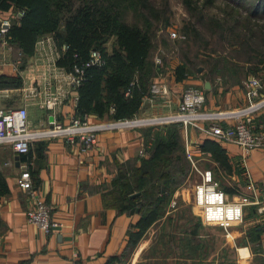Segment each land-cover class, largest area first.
<instances>
[{
	"label": "trees",
	"instance_id": "trees-1",
	"mask_svg": "<svg viewBox=\"0 0 264 264\" xmlns=\"http://www.w3.org/2000/svg\"><path fill=\"white\" fill-rule=\"evenodd\" d=\"M224 1L229 5L230 11H224L221 17L193 8V16L198 23L209 26L208 24L215 21L218 24L213 29L209 28L213 37L214 54L209 53L206 58L215 75L211 77L203 71L200 76L213 83L219 74L222 83L241 85L244 78L251 74L256 75L260 70L264 71V21H261L264 18V0H253L250 3L248 0ZM126 5V0H0V10H23L21 16L11 20V26L5 33L14 57L19 61V69L24 67L29 56L34 53L37 39L48 32L52 33L58 46L64 42L69 43V48L64 50L56 61L59 66L67 69L73 62L87 59L91 48H100L105 62L100 66H88L86 75L77 89L78 100L74 106V114L81 119L85 114L88 117H107L113 120L135 117L142 107L143 97L151 92V83L161 74L162 65L151 59L154 33L150 21L144 18L145 25L140 27L119 20L121 8ZM239 6H245V16L238 12ZM138 7L143 9L141 14L153 10L149 0H140ZM231 12H234V15H231ZM184 29L190 37L202 39L194 23L186 22ZM112 35L116 36V39L108 50L106 43ZM224 47H228L225 52ZM192 63L194 62L187 58L179 59L173 64L171 74L175 80L185 79L190 70L196 69L197 66H190ZM21 82L20 75H0V86H20ZM196 86L204 88L206 101L209 88H205L203 84ZM111 107H114L113 111ZM183 128V122L180 120L159 126H142V153L133 159L117 163L110 183L103 186L105 205L116 208L120 213H139L134 229L128 232L126 249L129 252L136 247L149 225L165 217L163 224L167 234L162 236L163 241L166 240L170 247H179L178 243L185 240L189 250L177 251L179 255L199 253L200 241L195 237L200 234V217L197 216L193 226L190 229L185 227V232L181 234L174 226L177 215L167 214L173 188L185 179L190 169L182 139ZM39 143L36 149L38 154H42L39 149L41 150L43 143ZM198 148L217 162L210 168L217 180L219 171L231 177L230 158L218 139L203 138ZM20 157L27 162L30 177L37 188L39 181L36 178V170L32 168V147L30 146L28 152L20 153ZM240 171L236 165L234 172L241 174ZM241 182L243 184L245 180ZM219 187L229 193L240 192L237 183L221 186L219 182ZM7 188L0 171V193L7 191ZM257 226L259 225L251 227L248 231H258ZM185 235L189 237L185 239ZM205 248L203 245V250ZM172 254L174 253H170ZM175 262L173 263L181 264L179 259ZM218 264L226 262L220 261Z\"/></svg>",
	"mask_w": 264,
	"mask_h": 264
},
{
	"label": "crops",
	"instance_id": "crops-1",
	"mask_svg": "<svg viewBox=\"0 0 264 264\" xmlns=\"http://www.w3.org/2000/svg\"><path fill=\"white\" fill-rule=\"evenodd\" d=\"M12 13L13 9L0 10V17L11 16ZM41 56L35 49L24 67L19 69V61L14 57L11 45L4 46L0 42V75H20L22 80L20 86H0V107L26 104V107L32 108L33 114L28 118L31 131L48 129L49 115L53 112V109L42 107L38 103L34 108L32 105L36 104L34 97L29 95L32 85L42 89L45 84ZM171 73L170 68L167 72L168 76L160 74L159 78L158 76L155 78L166 80L170 90L169 96L171 94L169 105L171 102L175 105L179 104L180 94L188 84L202 85L205 81L200 75L193 76L190 72L185 79L175 80ZM250 77L247 81H242L241 85L237 83L228 85L221 83L220 80L210 83L211 87L206 92L205 110L206 108L222 112L238 110L258 100L264 94V86L259 88L258 95L251 100L247 94ZM51 81L50 89L52 90L57 84L63 88L69 86L66 81L61 83L55 79ZM70 95L72 91H69V95L54 110L55 116L62 123H65L67 116L74 111ZM152 111L140 109L139 112L144 115L152 114ZM137 116L139 115L136 114L135 118ZM159 118L165 117L155 119ZM253 118L257 123H264L262 119L264 106L253 112ZM88 119L105 124L98 131L96 143L92 147L85 148L78 139L69 141L61 134L41 133L30 141L33 153L31 160L33 164H31L36 170V178L39 181L38 193L51 205L53 219L58 222L49 234H45L35 224L27 221L25 212L31 205V198L25 189L18 186L16 179L24 160L21 159L20 153H17L9 144L0 143V171L8 187L7 191L0 193V264L138 263L143 249L142 246L139 249L138 245L143 237L139 239L133 251L129 252L126 245L129 240L128 232L134 229L139 213H120L116 208L105 205L102 192L104 184H109L112 175L116 172L117 163L137 157L143 149L142 125L131 124L128 118L113 120L89 116ZM185 132L188 139L187 146L192 150L194 157L210 158L208 154L201 152L198 145L203 138L214 137L204 135L193 126L192 128L187 126ZM218 141L230 158L232 164L230 178L233 184L237 183L238 191H240L232 193L226 191L228 198L238 199L245 192V183L248 179L243 173L244 169L250 173L260 193L264 194V146L252 149L243 162L241 149L237 144L219 139ZM39 142L43 143L41 150L39 149L42 154H38L36 149ZM16 154H19L18 158L15 157ZM211 161L213 164L207 162L204 169L212 168L217 163L212 159ZM236 165L240 168L241 174L234 172ZM243 180L245 183L242 184ZM198 216L200 217L201 213ZM244 216V228L238 231L233 230L228 236L221 233L219 238L221 242L219 241V245L216 244L217 247L214 244L215 238H218L216 233H209L208 238L206 234L196 235L195 239L200 241L198 244L200 249H203V245L209 247V241H213V248L221 252L220 258L215 257L216 253L214 259L212 258L216 264L220 261H225L226 264L240 262L241 264L246 262L264 264V220H254L258 212L251 204L244 205ZM255 225H259L258 231H248ZM178 245L181 249L180 242Z\"/></svg>",
	"mask_w": 264,
	"mask_h": 264
},
{
	"label": "built area",
	"instance_id": "built-area-1",
	"mask_svg": "<svg viewBox=\"0 0 264 264\" xmlns=\"http://www.w3.org/2000/svg\"><path fill=\"white\" fill-rule=\"evenodd\" d=\"M22 14L23 10H17L11 16L0 17V39L4 46L10 47L5 38V33L11 26V20ZM168 35L172 37L179 36L174 29L169 30ZM68 48V42L58 46L50 32L40 36L35 43V49L43 57L42 67L44 69L43 79L45 84L42 89L32 85L29 89V95L34 97L35 102L40 106L53 109L52 118L48 119L49 128L41 131L30 130L26 104L7 108L0 107V143L9 144L17 153H26L30 148L31 139L43 133L46 135L61 134L69 141L78 139L85 148L95 145L97 133L105 124L90 122L87 114L81 119L74 114V111L67 116L66 122L62 123L55 116L54 110L69 95V91H72V95L69 97L70 102L73 107L76 105L78 100L77 89L86 75V68L88 66H100L105 62V57L100 48L93 47L89 50L87 59L82 60V62L75 61L67 69L59 66L56 61L61 53ZM157 59L160 64L162 58L157 56ZM52 79H55L58 83L66 81L69 86L63 88L60 84H57L56 88L52 90L50 89ZM261 86L259 79L253 76L249 78L247 94L251 100L258 95ZM169 93L170 90L165 81H153L151 97L159 95L168 98ZM166 101L169 102L170 99L168 98ZM204 101V88L190 84L181 93L177 113H171L166 118L180 120L186 127L189 125L194 126L206 136L210 135L221 141L237 144L241 149L243 162L252 149L264 146V123H257L253 118V112L264 106V94L246 107L224 112L202 110ZM111 110L113 111L114 107H111ZM229 117L232 120H229ZM154 121L151 123H154ZM142 151L143 149L140 150V153ZM186 157H188L192 167L201 175V180L195 184L194 204L201 209L203 223L220 225L226 231L225 236L231 235L229 228L232 224L243 222L244 205L247 204L254 205L258 212V216L254 220H264V194L257 189V185L250 177L247 169L243 170L248 179L245 183V192L238 199L230 200L227 192L219 187V182L212 174L211 169L198 168L197 158L194 157L188 146L186 147ZM21 165V170L16 179L18 186L25 189L31 198V205L25 212L27 221L35 224L45 234H49L53 226L58 223L53 219L52 207L39 195L37 188L34 187L27 162L24 161Z\"/></svg>",
	"mask_w": 264,
	"mask_h": 264
},
{
	"label": "rangeland",
	"instance_id": "rangeland-1",
	"mask_svg": "<svg viewBox=\"0 0 264 264\" xmlns=\"http://www.w3.org/2000/svg\"><path fill=\"white\" fill-rule=\"evenodd\" d=\"M126 1H127V5L122 6L121 12L119 15V20H124L130 25L135 24L140 27H144L145 25L144 18H147L150 21L151 30L154 33L153 46L150 52L151 59H153L156 64H159L157 56L162 58V62L160 61L161 62L160 64L163 67L161 74H165L166 76L167 72L170 71L171 66L175 64L176 62H178L179 59L187 60V58H189L192 62H194L192 63L193 65L191 64L190 66L191 67L197 66L196 69L193 68V70H190V73L193 76L200 75L201 72L203 71L206 72V74H209V76L211 77L215 75V74L213 75L214 70L211 68L210 63L206 61V58L209 53L214 54L212 52L213 37H212V34H210L209 28L213 29L214 27H217L218 24L215 21L210 24H208V22L206 21V23L209 26H207L206 24L198 23V21L196 20V17L193 16V13H194L193 8L196 7L197 11L200 10L203 13L204 12L213 13L214 15L221 17L224 11H230V8L227 2H225L224 0H212V2H206V0H149L150 4L153 7V10L151 9V11L146 12V14L145 12L144 14H141V11H143V9L141 7H138V3L140 0H126ZM251 1L253 0H248V3H250ZM238 12L242 16H245L247 14V10L245 6H239ZM231 15H234V12H231ZM261 21H264V18H262ZM186 22L194 23L196 28L200 31L201 38H202L201 40H197V39H194V37H190V34L188 33V31L186 32L184 29V25L186 24ZM171 29L176 30L179 36L172 37L168 35V32ZM115 39H116V36L112 35V37H110V39L107 41L106 46L108 50L111 49V45ZM223 49L225 52V50H227L228 47H224ZM249 76H253L259 79V82L261 83V85L264 86V71L263 70H260L258 74L256 75L251 74ZM159 77L160 76H158L157 78ZM166 79L168 80V78ZM155 80L166 82V80H160V79H155ZM216 80L218 81L220 80L221 82V76L219 74L216 75V78L213 81L216 83ZM243 81H247V78H244ZM168 98L169 99L171 98V94L170 96H168ZM168 98H166L165 96H159V95L151 97V92L149 94H146V96L143 97L142 103L144 100L146 102L144 101L141 109L143 111L153 110L155 112L153 113L152 111V114L148 113L144 115H141L142 112H138L139 116H137L136 118L133 117L128 120L131 121V120H136L139 118L148 119V121L138 122L139 125H142V126H149V125H156V124L157 126H159V125H164L166 123H169L175 120V119L169 120L166 117L171 115V113H177V111L179 110V107H178L179 104L175 105V103L171 102L172 106L169 105V102L166 101V99ZM204 103L201 108L202 110H205ZM32 105L35 108L37 103L32 104ZM27 108L29 112L28 113L29 114L28 118H29V116L33 114V110L32 108L29 109L28 106ZM215 111L220 112V110H213V112ZM158 115H160L161 117L163 116L165 118L158 119V120L155 119L156 118L155 116H158ZM104 118L106 119L107 117H104ZM228 119L232 120L231 117H229ZM154 120H157V121H154ZM153 121L154 123H151ZM183 126L184 128H183L182 139L184 140V143H185V154H186V147L188 144V139L186 136L185 128L187 129V127L184 124ZM189 127L192 128L191 125H189L188 128ZM207 162H209L210 164H213V162L211 161L209 157H201L199 159L197 158L198 168L204 169V166L207 164ZM217 174L216 175L219 178L218 182L221 183V186L226 185V184L228 185L233 184L232 179L229 178L227 174H224L223 172H220V171ZM200 180H201V175L192 167L191 162H190V169L187 172L185 179L180 184L176 185L173 188L172 195L170 198V203L167 206V214L172 215V216L177 215V219L175 218L174 220L176 222L174 226L175 228H177L178 232L181 234L185 232L184 231L185 227H188L190 229L193 226V222H195V220L197 219V216L199 215V213H201V209L197 205L194 204L195 203L194 201L195 184L198 183ZM164 220H165V217H163V220L159 219L155 223L149 225L147 227V230L141 236L143 238L140 241L138 246H139V249H140V246H142L143 249H142L140 256L138 255L139 261L136 264H167L168 262H171L172 264H174L176 263L175 261L178 259L180 260L181 264H216L213 261L214 254L216 253L215 257L219 256L220 258V256H222L219 250L218 252L217 249L213 248L214 244L217 247V245H219V243L221 242L219 239L221 238V233H226L225 229H223L222 227L218 226L217 224H212V223L205 224L203 223L201 219L202 225L199 226L200 234H206L205 236L208 238L210 235L209 233H212V234L216 233L218 238L217 237L215 238V243L212 244L213 241H209L210 245L209 247L208 245L206 247L207 253L205 250L200 249L198 254H196V252L194 253L192 252V255H187L185 253L179 255L177 251H180L182 249H184V251L189 250L188 246L185 245L184 243L185 240L180 241L181 249H179L178 246L175 247V245H172V247H170V245L167 243L166 240L163 241L164 238L162 236H166L167 234L166 233L167 230L163 224L165 223ZM243 222L234 224V225L232 224V227L229 228V230H231V232H233V230L234 231L242 230L241 228H244ZM189 229H187L188 232L190 231ZM186 237H189V235H185V239ZM170 253H174V254L170 255ZM168 254L170 256H168ZM239 264H241V262ZM245 264H248V263L246 262Z\"/></svg>",
	"mask_w": 264,
	"mask_h": 264
},
{
	"label": "water",
	"instance_id": "water-1",
	"mask_svg": "<svg viewBox=\"0 0 264 264\" xmlns=\"http://www.w3.org/2000/svg\"><path fill=\"white\" fill-rule=\"evenodd\" d=\"M203 86L205 88H210L211 87L210 86V81L208 79H205ZM49 118L51 119L52 118V115H49ZM15 157L18 158L19 157V154H16Z\"/></svg>",
	"mask_w": 264,
	"mask_h": 264
},
{
	"label": "bare ground",
	"instance_id": "bare-ground-1",
	"mask_svg": "<svg viewBox=\"0 0 264 264\" xmlns=\"http://www.w3.org/2000/svg\"><path fill=\"white\" fill-rule=\"evenodd\" d=\"M237 112H240V111H237ZM159 119H163V118H159ZM158 120V119H157ZM143 122V121H148V119H136V120H131V121H129V123H134L135 122V124L136 123H138V122ZM129 125V124H128Z\"/></svg>",
	"mask_w": 264,
	"mask_h": 264
}]
</instances>
